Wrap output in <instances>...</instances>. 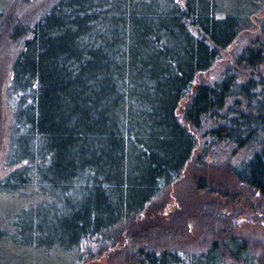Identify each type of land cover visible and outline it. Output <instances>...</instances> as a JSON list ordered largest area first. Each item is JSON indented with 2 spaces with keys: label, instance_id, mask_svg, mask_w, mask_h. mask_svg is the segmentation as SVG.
<instances>
[{
  "label": "trees",
  "instance_id": "1",
  "mask_svg": "<svg viewBox=\"0 0 264 264\" xmlns=\"http://www.w3.org/2000/svg\"><path fill=\"white\" fill-rule=\"evenodd\" d=\"M237 1V11L223 14L220 0H54L28 25L10 11L12 0H0V48L12 37L21 45L7 89L13 121L0 190L32 194L0 234L68 252L98 235L102 244L116 241L193 161L205 122L213 139L257 149L231 174L257 202L250 213L264 216V15L234 63L213 74L264 0ZM207 186L200 191L210 195ZM227 199L233 219L234 198ZM195 208L177 213L173 228L154 214L159 221L146 237L187 231L192 216L221 222L217 212ZM233 222L240 230L223 245L190 258L176 248L148 249L131 230L123 260L264 264V241H250L240 233L244 222Z\"/></svg>",
  "mask_w": 264,
  "mask_h": 264
},
{
  "label": "rangeland",
  "instance_id": "2",
  "mask_svg": "<svg viewBox=\"0 0 264 264\" xmlns=\"http://www.w3.org/2000/svg\"><path fill=\"white\" fill-rule=\"evenodd\" d=\"M53 1L33 0L25 4L22 0H12L13 4L9 9L10 11L14 10L13 13L15 12L16 16L29 25L31 22L34 23L41 15L40 11L48 9ZM220 1L227 7V9H223V14L229 12V9L237 11L235 9L238 3L237 0ZM263 2L260 9L257 8L252 12L253 25L243 32L237 42L229 48L224 57L216 64L213 74L223 70L228 63H234L235 54L249 43L251 37L257 35L264 15ZM14 40L12 37L9 44L8 42L3 43L6 48H0V72L3 74L0 81V123L3 126L1 128L5 131L4 133L0 131L1 175L5 174L4 165L7 148L9 147L7 144L8 137L5 136L9 134L13 121V108L7 96V89L11 83L13 62L21 47L19 44L16 45ZM7 44L8 46H6ZM211 125L212 123L205 122L202 129L199 130V146L194 154L193 161L191 160L188 163L181 177L166 187L161 195L148 206L141 217L131 222L130 225H123L116 241L107 240L102 244L100 240L105 236L98 235L84 240L81 246L74 250L75 252H68L58 247L47 249L45 247L17 244L0 234V264H127L123 260L124 252L122 251H126L125 249L128 246H124L125 241H131V232L134 230H137L136 233L141 237L137 243L149 244L148 249H152L156 245H161L163 248H176L187 258H190L193 255L198 256L214 242L217 243L218 241V245H221L222 241L229 237L228 235L240 230V227L233 222V219L236 218L238 221L244 222L241 224L243 226L242 231L245 233L240 232L242 236H246L254 243L263 244L264 216L260 213L259 215L250 213L252 211L250 206H255L257 202L252 201L247 188H242L231 174L233 166L252 158L257 149L254 146L240 147L230 141L213 139L207 134V129ZM205 152L206 154H204ZM207 181L210 186L206 188L211 189L212 192L210 195L200 191L203 182L207 184ZM30 190L32 191V188ZM228 195L234 198L235 208L230 211L234 214L233 219H231L232 216L229 213L230 209H227ZM31 198L32 194L24 195L21 192L0 190V233L10 227L11 219L30 203ZM217 198L221 202L216 207L213 202L217 201ZM198 205H202L203 208H207L212 212H217L221 222H217L216 225L208 221L206 224L200 223L198 218L192 216L188 221L187 231L180 226V231L176 233L173 231L168 234L163 231L160 235L161 238L156 234H153L154 238L152 240L146 237L147 231L145 230L148 225H151V222L159 221L154 214H163L166 217L165 224H169L167 225L168 228H173V223L174 226L178 227L179 222L174 219L178 215L177 213H183V211L197 212L195 206ZM242 206H245L246 209L249 208L245 212H241ZM221 207H223V212L220 211ZM149 213L152 214L149 215ZM159 224L163 229L164 225L161 222ZM229 263V260H225L222 264Z\"/></svg>",
  "mask_w": 264,
  "mask_h": 264
}]
</instances>
